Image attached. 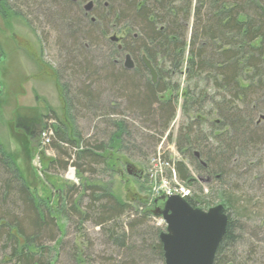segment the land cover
<instances>
[{"label": "trees", "instance_id": "obj_1", "mask_svg": "<svg viewBox=\"0 0 264 264\" xmlns=\"http://www.w3.org/2000/svg\"><path fill=\"white\" fill-rule=\"evenodd\" d=\"M0 16L36 31L42 21L54 33L68 121L52 115L50 126L16 120L14 128L41 162L39 145L53 152L45 176L70 167L79 177L72 186L48 178L38 199L0 140V264H164L158 197L138 210L94 184L120 157L144 156L134 137L156 145L149 163L168 164L164 177L174 173L192 208L225 209L213 264H264V0H0ZM125 55L131 70L119 62ZM179 110L172 143L181 160L168 163L158 148ZM61 218L77 230L97 227L85 254L64 241Z\"/></svg>", "mask_w": 264, "mask_h": 264}, {"label": "rangeland", "instance_id": "obj_2", "mask_svg": "<svg viewBox=\"0 0 264 264\" xmlns=\"http://www.w3.org/2000/svg\"><path fill=\"white\" fill-rule=\"evenodd\" d=\"M39 24H36V31L35 26L28 28L19 18L10 17L4 20L0 16V51L2 53L0 60L3 63L0 64V101H2L0 106V140L9 145L10 151L16 157L17 166L24 176L31 193L38 199L45 195L46 184H49L48 178L63 186L79 184L77 174L74 173L69 176L68 170L70 167L64 172L52 171L48 173V177L45 176L41 168H45L48 161L53 159V152L39 145L38 150L43 157V162H41L40 156L37 155L36 147L34 149L32 147L26 149L22 143L17 141L19 139L21 142L25 141L26 143V138H23L22 133L14 128L16 120L30 122L39 119V123H45L50 126L53 124L52 115H55L58 120L68 121L66 118V106L61 96L63 95V89L61 85L57 84L55 77V70L58 66V53L57 49L52 47L54 33L48 30L49 28L45 26L46 23L41 21ZM41 31L50 33H45L46 43L44 45L41 41L43 35ZM119 62L121 65L123 64V57L119 59ZM145 77L149 78L147 72ZM180 85V92L186 89L185 83H180ZM178 100L180 104L182 99L179 98ZM41 117H43L42 121H40ZM181 120V112L179 110L178 117L170 128L171 140L167 139V141H164L163 139L160 147H157L159 155L165 154L167 158L169 157L168 163L181 160L172 143L175 138L176 128ZM85 125V122L81 121L79 123L81 128ZM134 125L137 126L136 124ZM41 130L43 131L44 129L40 128L39 125L34 127L36 136L37 131ZM92 133L89 131V135H92ZM134 138L138 146L140 144L143 145L141 150L144 156H141L142 158L140 156L128 157L126 155L120 157L121 160L115 166L114 172L107 171L104 175H99L98 178L94 179V184L108 191L121 202L140 210L142 206H148V202L156 197L154 192L152 193L151 191H153V180L158 177H151L159 171L154 170L158 165L154 166L153 163H149L156 145L153 148L152 143H143L142 140L138 141V137ZM127 165L137 172H141L140 178L129 175L126 171ZM160 171L164 177V173L168 175L169 169L164 166L161 167ZM61 222L62 224L65 222L63 224L65 226L64 241L68 244L73 243L76 245L81 254H85V249L88 245L87 240H94L95 242L98 238L97 227L86 224L83 230H77L75 221L69 223L61 218ZM154 226L161 227L163 228L162 231H164L165 227L159 224V218L154 221ZM101 249L103 250V247L99 246L94 250L99 251ZM97 251L94 252L93 256H88L94 259L93 257L97 255Z\"/></svg>", "mask_w": 264, "mask_h": 264}, {"label": "water", "instance_id": "obj_3", "mask_svg": "<svg viewBox=\"0 0 264 264\" xmlns=\"http://www.w3.org/2000/svg\"><path fill=\"white\" fill-rule=\"evenodd\" d=\"M92 6V2H88L83 10L89 12ZM110 41L117 42V38L112 36ZM141 62L150 82L155 84L157 80L155 70L144 56L141 57ZM123 67L126 70L133 69V63L128 55L124 57ZM126 171L137 178L141 176V172L128 165ZM156 202H160V205L152 214L160 217L165 225L159 236L164 264H213L227 226L223 206L216 205L203 211L192 208L179 196H160Z\"/></svg>", "mask_w": 264, "mask_h": 264}, {"label": "built area", "instance_id": "obj_4", "mask_svg": "<svg viewBox=\"0 0 264 264\" xmlns=\"http://www.w3.org/2000/svg\"><path fill=\"white\" fill-rule=\"evenodd\" d=\"M41 140H42V144H46L48 143L47 140V135L45 133L41 134ZM151 163L154 164V166L158 165L157 168L155 167L154 170H158L159 172H156L151 178H155L154 184L152 185V193L154 192L156 197L159 196H167V197H171V196H179L182 199H186L189 198L191 196L190 191L184 187L183 185H181L177 179L174 176V173L171 172L172 177L171 179H166L162 176V173L160 171L161 167H169L168 164H163L160 160H152ZM153 167V166H152ZM68 174H70L71 176L74 174L73 169H69ZM150 178V179H151ZM159 224L160 225H164V222L162 219L159 218Z\"/></svg>", "mask_w": 264, "mask_h": 264}, {"label": "bare ground", "instance_id": "obj_5", "mask_svg": "<svg viewBox=\"0 0 264 264\" xmlns=\"http://www.w3.org/2000/svg\"><path fill=\"white\" fill-rule=\"evenodd\" d=\"M69 176H71L70 174H69ZM199 206V205H198ZM206 206V205H205ZM209 209V208H208Z\"/></svg>", "mask_w": 264, "mask_h": 264}, {"label": "crops", "instance_id": "obj_6", "mask_svg": "<svg viewBox=\"0 0 264 264\" xmlns=\"http://www.w3.org/2000/svg\"><path fill=\"white\" fill-rule=\"evenodd\" d=\"M3 64V63H2ZM4 66V65H3ZM3 69H5V68H3Z\"/></svg>", "mask_w": 264, "mask_h": 264}]
</instances>
